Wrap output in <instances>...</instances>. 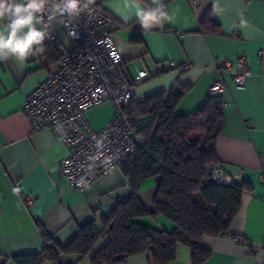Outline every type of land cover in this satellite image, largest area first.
Wrapping results in <instances>:
<instances>
[{"label": "crops", "instance_id": "0c3cea01", "mask_svg": "<svg viewBox=\"0 0 264 264\" xmlns=\"http://www.w3.org/2000/svg\"><path fill=\"white\" fill-rule=\"evenodd\" d=\"M137 3L155 7L151 0H107L102 5L112 20V38L124 78L132 82L141 69L149 74L134 85L135 97L188 86L176 110L193 113L204 104L209 85L220 78L217 64L222 60L232 64L224 76L227 90L221 93L223 126L216 155L225 173L253 188L241 195L230 227L233 236L202 238V246L211 251L203 264H264V0H162L163 11L171 19H162L149 29L142 28L136 17ZM207 12L219 24V33L199 30ZM37 27L47 33L43 53L24 62H0V264H15L14 256L40 251L44 245L41 228L65 245L80 226L109 213L130 194L119 168L99 177L84 192L72 189L59 167L68 148L49 129L32 132L24 111L25 98L54 69L58 53L46 26ZM56 29L68 45L65 23L57 21ZM235 31L238 34L233 37ZM240 57L248 59L251 71L244 88H236L232 82L233 75L241 71L236 64ZM112 115L109 102L85 112L93 130L103 128ZM204 138L203 130L189 137ZM156 190L153 178L140 186L139 198L150 211ZM193 198L202 204L199 193ZM138 222L174 229L172 221L160 215L141 217ZM107 240H98L95 250ZM74 258L61 255L60 263L71 264ZM77 264H90V260L84 258ZM120 264H149V257L133 255ZM170 264H192L188 248L177 246Z\"/></svg>", "mask_w": 264, "mask_h": 264}, {"label": "trees", "instance_id": "16d2710c", "mask_svg": "<svg viewBox=\"0 0 264 264\" xmlns=\"http://www.w3.org/2000/svg\"><path fill=\"white\" fill-rule=\"evenodd\" d=\"M199 30L220 32L219 24L208 12L201 18ZM58 58L57 53L55 60ZM126 81L132 93L124 114L143 140L119 166L130 194L109 213L98 219L92 217L80 226L65 245L41 228L42 249L14 256L15 264H61V255L75 257L71 264L84 258H89L90 264H120L139 254L149 257V264H170L179 245L188 248L192 264H203L211 253L202 246L204 236H233L230 227L239 211L241 195L252 191V184L234 179L223 184L204 180L205 166L219 164L216 141L223 126L222 96L208 95L193 113L179 114L175 110L188 86L137 98L134 84ZM199 130L205 134L202 141L189 139ZM149 178L155 180L157 187L151 211L139 198L140 186ZM195 193L200 194L202 204L194 200ZM159 215L171 220L174 229L168 231L138 222L141 217ZM105 237L107 242L95 250L97 241Z\"/></svg>", "mask_w": 264, "mask_h": 264}, {"label": "built area", "instance_id": "2783aa9c", "mask_svg": "<svg viewBox=\"0 0 264 264\" xmlns=\"http://www.w3.org/2000/svg\"><path fill=\"white\" fill-rule=\"evenodd\" d=\"M105 1L95 0L78 17L43 14L39 24L46 26L49 39L58 45L59 58L46 78L26 95L24 103L32 132L49 129L68 148L59 162L60 171L69 186L81 192L119 168L143 142L124 114L132 90L119 69L121 57L112 38V20L102 9ZM57 21L66 25L68 45L59 37ZM237 34L235 31L233 37ZM258 55L262 56V51ZM236 64L241 71L233 75L232 82L236 88H244L251 76L248 59L240 57ZM231 66L227 60L217 64L220 78L209 85L208 95H221L227 90L224 76ZM148 76L147 70L141 69L132 83L140 84ZM103 102L111 103L112 118L100 130H93L85 112ZM205 170L206 182L223 184L233 179L219 164H208ZM25 201L30 202V198Z\"/></svg>", "mask_w": 264, "mask_h": 264}, {"label": "clouds", "instance_id": "9594fccd", "mask_svg": "<svg viewBox=\"0 0 264 264\" xmlns=\"http://www.w3.org/2000/svg\"><path fill=\"white\" fill-rule=\"evenodd\" d=\"M95 0H0V62L15 59L24 62L30 56L44 52L43 42L47 33L37 27L43 14L78 17L89 10ZM155 7L136 5V17L144 29L171 19L163 11L162 0H151Z\"/></svg>", "mask_w": 264, "mask_h": 264}, {"label": "rangeland", "instance_id": "374dc122", "mask_svg": "<svg viewBox=\"0 0 264 264\" xmlns=\"http://www.w3.org/2000/svg\"><path fill=\"white\" fill-rule=\"evenodd\" d=\"M176 112H177V110H176Z\"/></svg>", "mask_w": 264, "mask_h": 264}]
</instances>
